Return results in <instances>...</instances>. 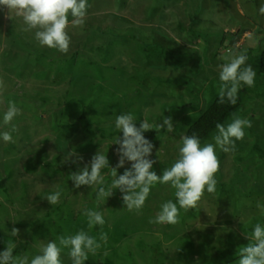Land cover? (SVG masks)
<instances>
[{"label": "rangeland", "instance_id": "1", "mask_svg": "<svg viewBox=\"0 0 264 264\" xmlns=\"http://www.w3.org/2000/svg\"><path fill=\"white\" fill-rule=\"evenodd\" d=\"M88 5L82 27L69 23L67 54L40 47L32 32L22 30V20L9 19L0 7L5 85L0 124L8 101L21 109L11 122L18 129L14 142L0 140V251L13 242L14 256L31 259L49 241L88 231L85 209L106 207L102 229L89 234L99 239L106 233L108 247L103 244L84 264H238L246 236L255 224L264 226L257 207L264 206V74L258 68L264 49L258 9L264 0H88ZM228 48L246 52L256 85L239 90V106L224 123L238 116L252 126L234 152L216 149L214 193L205 192L196 208L181 210L172 225L149 223L162 203L175 202L168 185L152 186L139 213L125 208L118 189L98 206L96 186L73 188L70 174L96 152L108 159L101 175L104 186L111 185L110 168L118 162V145L112 143L122 136L114 122L122 113L131 112L137 127L145 119L153 125L143 133L154 146L151 170L160 176L170 168L189 124L218 95L219 66ZM80 113L83 119H77ZM169 116L173 132L155 127ZM10 128L0 126V132ZM215 132L201 146L214 143ZM128 167L130 162L118 168L117 178ZM58 189L59 201L50 205L44 197ZM13 228L19 230L15 237ZM46 228L55 239L41 236ZM61 261L71 264L67 249Z\"/></svg>", "mask_w": 264, "mask_h": 264}, {"label": "clouds", "instance_id": "2", "mask_svg": "<svg viewBox=\"0 0 264 264\" xmlns=\"http://www.w3.org/2000/svg\"><path fill=\"white\" fill-rule=\"evenodd\" d=\"M0 7L7 10L9 19L13 15L20 18L24 24L22 30L32 32L40 47L67 54L71 43L68 34L69 23L73 28L82 27L89 5L88 0H0ZM258 13L264 16V5L259 7ZM222 59L226 63L219 66L217 102L224 104L227 101L235 105L242 87H254L256 72L251 65H246L248 60L246 52L237 53L228 48ZM4 87V81L0 78V93ZM0 103H3L2 99ZM18 115H21V109L15 102L8 101L0 126L11 125V128L0 132V140L3 142H14L12 133L18 129L11 122ZM136 121L131 112L119 114L115 119V128L122 136L116 137L112 143L118 145L116 148L118 162L115 167L110 168L113 177L111 185L106 188L104 177L101 175V169L108 167V159L106 155L97 152L89 164L70 174V180L75 189L85 185L96 186L98 206L113 194L114 189H118L122 193L125 208L136 213L143 208L152 186L156 183L168 185L174 190L175 202L170 199L162 203L159 212L154 219L149 220V223L172 225L179 222L181 210L187 212L196 208L205 192L212 194L216 191L215 174L220 167L216 149L224 153L234 152L236 141L242 140L245 128L252 126L250 120L238 116L227 125L217 123L216 132L212 137L214 143H205L203 146L195 134L182 136L178 158L170 168L164 169L162 175L158 176L151 170L155 161L149 159L154 146L143 135L144 132L154 129L153 125L145 119L141 120L137 127ZM155 127L164 128L169 133L174 131L170 116L164 117L163 123L156 124ZM79 159L81 158L77 157V160ZM126 162H130V167L125 168L123 174L117 178V169L123 168ZM61 193L62 190L58 189L44 199L50 205H54L58 203ZM257 207L264 212V206L257 203ZM83 215L86 217L88 231L81 229L74 235L60 236L57 240L49 241L42 245L39 254L31 259L27 255L14 256L16 244L9 242L6 249L0 251V264H62L61 253L64 249L68 250L71 264H84L89 254L95 255L102 243H107V234L101 231L99 239L89 234L96 226L102 229L105 223L102 212L85 209ZM11 233L15 237L19 230L13 228ZM246 238L249 242L239 249L238 264H264V226L260 223L255 224L251 235Z\"/></svg>", "mask_w": 264, "mask_h": 264}, {"label": "trees", "instance_id": "3", "mask_svg": "<svg viewBox=\"0 0 264 264\" xmlns=\"http://www.w3.org/2000/svg\"><path fill=\"white\" fill-rule=\"evenodd\" d=\"M259 71L264 74V49L259 55ZM256 85V84H255ZM256 87V86H255ZM218 95L215 97L213 102L209 105L208 108L200 115V117L189 124L186 135L191 136L195 134L199 137L200 141L204 138H208L213 130H215V125L217 123L224 124L228 118L235 112L239 106V101L235 105L229 104L225 101L224 104H219ZM53 117H58V114L52 113ZM31 115V114H30ZM84 113H80L77 119H83ZM87 116V115H86ZM73 122V121H72ZM87 125H91V118H86ZM61 129L60 127H58ZM74 130V129H73ZM66 201V200H65ZM63 201V202H65ZM63 206V204H61ZM73 208V207H72Z\"/></svg>", "mask_w": 264, "mask_h": 264}, {"label": "crops", "instance_id": "4", "mask_svg": "<svg viewBox=\"0 0 264 264\" xmlns=\"http://www.w3.org/2000/svg\"><path fill=\"white\" fill-rule=\"evenodd\" d=\"M105 208H106V207H105ZM105 208L101 207L102 214H103V211H104V209H105ZM50 233H51V232H50V230H49L48 228H46L45 230H43V232H42V235H41V236H43V237H44V235H45V236H47V237H48V236L50 235ZM53 234H54V233H53ZM49 238H51V239H55V237H54V238H52L51 236H49ZM122 243H124V242H122ZM122 243H121V244H122ZM102 245H103V243H102ZM104 246H107V244H105ZM107 247H108V246H107ZM110 247H111V246H110ZM115 251H116V250H115ZM70 261H71V260H70Z\"/></svg>", "mask_w": 264, "mask_h": 264}]
</instances>
